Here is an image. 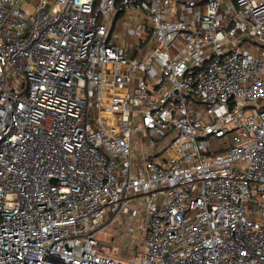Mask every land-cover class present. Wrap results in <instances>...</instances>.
Masks as SVG:
<instances>
[{
  "label": "built area",
  "instance_id": "obj_1",
  "mask_svg": "<svg viewBox=\"0 0 264 264\" xmlns=\"http://www.w3.org/2000/svg\"><path fill=\"white\" fill-rule=\"evenodd\" d=\"M0 264H264V0H0Z\"/></svg>",
  "mask_w": 264,
  "mask_h": 264
},
{
  "label": "rangeland",
  "instance_id": "obj_2",
  "mask_svg": "<svg viewBox=\"0 0 264 264\" xmlns=\"http://www.w3.org/2000/svg\"><path fill=\"white\" fill-rule=\"evenodd\" d=\"M152 44L153 39H148L146 44L142 46L143 50L150 47ZM137 47L138 46H134L133 49ZM137 56L141 57L142 54L138 53ZM146 138L143 139L138 134L132 136V160L136 170L144 164L146 160L145 157H148L153 150L146 145L148 137L146 136ZM169 138L170 136L167 135L165 140L159 141L157 147L166 143ZM122 221L129 222L128 219H122ZM97 237L102 255L112 256L124 262H132L135 256L140 254V252H144L145 249V245L141 243L139 239L140 233H129L126 223H122L119 226L111 225L108 229L99 233Z\"/></svg>",
  "mask_w": 264,
  "mask_h": 264
},
{
  "label": "crops",
  "instance_id": "obj_3",
  "mask_svg": "<svg viewBox=\"0 0 264 264\" xmlns=\"http://www.w3.org/2000/svg\"><path fill=\"white\" fill-rule=\"evenodd\" d=\"M175 19L178 18H189V15H175ZM111 32L112 40L115 44L130 49V53L133 56L134 46H144L146 43V35L144 33V23L141 21L139 16L133 12L125 15H116L111 17L108 24ZM144 56L145 50H137V54ZM138 57V56H137Z\"/></svg>",
  "mask_w": 264,
  "mask_h": 264
},
{
  "label": "trees",
  "instance_id": "obj_4",
  "mask_svg": "<svg viewBox=\"0 0 264 264\" xmlns=\"http://www.w3.org/2000/svg\"><path fill=\"white\" fill-rule=\"evenodd\" d=\"M133 51H134V53H133V56H136L137 49H136V48H134V49H133ZM162 143H163V141H162ZM149 157H151V156H149Z\"/></svg>",
  "mask_w": 264,
  "mask_h": 264
}]
</instances>
